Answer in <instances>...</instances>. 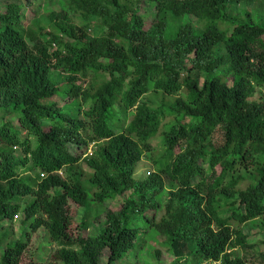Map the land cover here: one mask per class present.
Here are the masks:
<instances>
[{
    "label": "trees",
    "instance_id": "1",
    "mask_svg": "<svg viewBox=\"0 0 264 264\" xmlns=\"http://www.w3.org/2000/svg\"><path fill=\"white\" fill-rule=\"evenodd\" d=\"M36 1L0 0V264L37 262L40 230L47 264H264V21L240 0Z\"/></svg>",
    "mask_w": 264,
    "mask_h": 264
},
{
    "label": "rangeland",
    "instance_id": "2",
    "mask_svg": "<svg viewBox=\"0 0 264 264\" xmlns=\"http://www.w3.org/2000/svg\"><path fill=\"white\" fill-rule=\"evenodd\" d=\"M40 1V0H39ZM49 0H44L42 3V7L43 9L38 10V16H42L44 13V5L48 2ZM38 2V0L36 1ZM37 3H35L34 5H36ZM29 6L33 5V1H29L28 2ZM142 8L144 10L148 9V2L144 3ZM250 10L252 11L254 17H258L261 18L262 21H264V1L261 0H240V3L234 7V10L236 12V10ZM30 13V12H29ZM96 28H98V31L101 30V27L99 26H94L91 31H90V35L93 36L94 34V30H96ZM262 95H264V90L262 91ZM25 134V133H24ZM213 140L216 144L219 143H223V130L221 128H219L218 130H216ZM96 148V146L94 148H92L93 150ZM153 169V167L150 165V161L149 159L145 156V158L143 159V161L140 163V165L138 166V170H137V176H142L145 175V173H147L148 175V171ZM110 208L113 209H117V205L115 204V202L111 203V201L108 203ZM21 215L17 218V220L15 221V224L13 226H11L12 228V233H14V236L19 237L22 234V229H21ZM100 224L99 223H93L91 224V226L89 227V229L85 230L84 235H88L89 233H95L99 228H100ZM247 226V225H246ZM248 228V227H247ZM56 249V245L54 243H50L49 239L46 237V233L42 230H40L39 232H33L32 233V240H31V244H30V250H29V255L32 256L35 261L34 264H47L48 260L50 259H44V261L41 258V252H48L50 255L51 253L54 252V250ZM257 249H260V247H257ZM188 251H184L183 253H181L180 255L185 256L187 255ZM167 255L166 257H164L166 260L169 258V256L171 255L170 253H168V251L164 250V255ZM49 257V256H48ZM40 259V260H38ZM102 263L106 262V257L103 256L102 258ZM29 263V259H26V264Z\"/></svg>",
    "mask_w": 264,
    "mask_h": 264
},
{
    "label": "built area",
    "instance_id": "3",
    "mask_svg": "<svg viewBox=\"0 0 264 264\" xmlns=\"http://www.w3.org/2000/svg\"><path fill=\"white\" fill-rule=\"evenodd\" d=\"M198 264H221L220 261H215V260H210V261H205V262H201Z\"/></svg>",
    "mask_w": 264,
    "mask_h": 264
}]
</instances>
